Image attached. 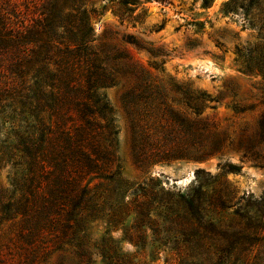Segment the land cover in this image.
<instances>
[{
    "label": "trees",
    "instance_id": "1",
    "mask_svg": "<svg viewBox=\"0 0 264 264\" xmlns=\"http://www.w3.org/2000/svg\"><path fill=\"white\" fill-rule=\"evenodd\" d=\"M94 1L0 0V164L16 168L15 191L0 201V226L12 223L0 264H43L65 244L75 247L76 264L92 263L89 224L105 198L96 180L123 183L117 164L118 131L102 92L117 84L116 74L132 80L122 101L138 166L203 161L225 148V141L198 120L213 102L209 95L181 91L172 80L159 83L126 51L107 56L98 51L92 22L107 5L97 10ZM210 3L204 0V6ZM138 4L118 0L114 12L121 21L138 22L145 15L134 16ZM263 54L254 49V71L263 73ZM244 62V71L252 72ZM153 68L159 70L157 64ZM170 86L172 93L167 91ZM260 128V149L251 156L264 168V118ZM221 169L240 172L230 163ZM224 185L232 186L228 181ZM234 192L229 190L230 196ZM257 207L261 214L255 221L264 231V197ZM59 264L67 263L63 259Z\"/></svg>",
    "mask_w": 264,
    "mask_h": 264
},
{
    "label": "rangeland",
    "instance_id": "2",
    "mask_svg": "<svg viewBox=\"0 0 264 264\" xmlns=\"http://www.w3.org/2000/svg\"><path fill=\"white\" fill-rule=\"evenodd\" d=\"M137 1L134 16L145 12L138 22L116 16L118 0L92 3L97 10L107 5L92 22L96 48L106 56L126 51L159 83L172 80L181 91L209 95L213 102L198 120L225 141V148L203 161L177 159L138 166L122 101L132 80L116 74L117 84L102 92L118 131L117 164L123 183L96 180L105 198L89 224L91 264H264V231L255 221L261 214L257 201L264 197V168L251 156L260 149L264 118V71H254V49L264 51V0H212L209 6L204 0ZM260 60L264 63V57ZM244 61L252 72L244 71ZM172 89L167 87L170 93ZM171 105L184 110L182 105ZM187 117L194 118L189 112ZM229 163L240 172L221 169ZM191 171L195 180L186 188L167 180ZM15 175L10 163L0 164V201L15 191ZM229 190L235 191L232 196ZM11 226H0V251L9 243ZM74 251V246L65 244L43 264L63 259L76 264Z\"/></svg>",
    "mask_w": 264,
    "mask_h": 264
},
{
    "label": "bare ground",
    "instance_id": "3",
    "mask_svg": "<svg viewBox=\"0 0 264 264\" xmlns=\"http://www.w3.org/2000/svg\"><path fill=\"white\" fill-rule=\"evenodd\" d=\"M168 182H170L172 185L177 186L179 188H186L189 186L194 180H195V174L194 172H189L187 175L175 179V178H168Z\"/></svg>",
    "mask_w": 264,
    "mask_h": 264
}]
</instances>
